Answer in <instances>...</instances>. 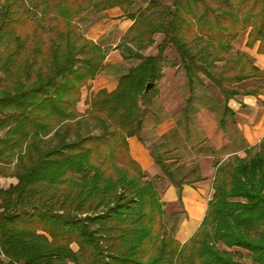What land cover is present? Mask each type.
I'll return each mask as SVG.
<instances>
[{"label":"trees","instance_id":"1","mask_svg":"<svg viewBox=\"0 0 264 264\" xmlns=\"http://www.w3.org/2000/svg\"><path fill=\"white\" fill-rule=\"evenodd\" d=\"M171 1L136 10L135 0H0V176L18 180L0 187V264H246L244 252L264 264V139L252 147L243 134L231 136L220 151L198 143V155L215 158L214 193L185 244L168 227L157 185L132 156L129 139L145 143L141 103L152 107L164 69L179 66L169 62L170 48L188 81L178 121L187 132L207 109L229 133L237 117L231 101L264 96L257 65L264 0ZM116 8L133 22L120 46L125 60L139 64L127 72L106 65L108 49L81 35L77 23L92 10ZM244 32L254 55L234 52ZM156 35L163 36L158 53L144 55ZM103 73L118 77V88L101 90L82 115L83 90ZM253 79L257 87L242 86ZM170 136L178 149L175 129L151 156L183 204L185 186L206 178L196 160L181 164L173 156Z\"/></svg>","mask_w":264,"mask_h":264},{"label":"rangeland","instance_id":"2","mask_svg":"<svg viewBox=\"0 0 264 264\" xmlns=\"http://www.w3.org/2000/svg\"><path fill=\"white\" fill-rule=\"evenodd\" d=\"M151 0H135L136 10L145 9ZM164 5H171V0H157ZM119 9V8H116ZM110 11V10H109ZM120 16L114 13L97 12L95 10L90 11L84 18L78 20L77 23L80 27L79 33L88 39L103 43L108 49L107 58L105 64L114 67L115 69L127 72L132 67L139 64L137 61H127L124 58L125 49L122 44L123 38L126 36L128 30L133 25V22L127 19L124 12L119 9ZM155 44L149 49L143 51L146 56L156 55L158 53V46L163 40L162 35H156ZM248 40V33L241 34L239 39L234 43V52H249L255 54L254 51L249 50L246 47ZM120 46V47H119ZM137 49V48H136ZM167 58L169 62H177L178 67H166L164 69V77L157 84L155 92L150 94V97L154 99L153 106L148 107L146 103H141L145 110V130L143 132L144 146L150 152L154 144H162L165 142L162 137L165 134L177 129L180 132V143L177 150L176 142L171 139L170 149L173 150V156L177 158L181 164L188 163L192 160H196L202 167L203 176L206 178L203 184L199 183L195 185L196 189L201 188L205 192L213 194V181L215 175V168L213 162L215 158L200 156L197 153L198 143L210 146L213 149L220 151L230 143L231 136L237 138L238 141L241 138V134H244L242 127H250L254 129L258 126L264 129V98H252L246 101L245 98L239 97L236 100L231 101V107L236 111V123L230 122L229 133H224L218 125L216 116L207 109H202L197 115V122L190 127L189 132L187 128L178 127V121L182 117L183 109L186 106V101L189 97L188 81L183 67L180 65V59L177 52L170 48L167 51ZM257 65L264 69V60H257ZM103 76L108 80H112L109 84L103 83L101 78L99 82H91L88 87L83 90L81 102L78 105V110L82 115H86L90 105V100L97 95L100 90L111 91L115 87V83L119 81L118 77L100 74L98 77ZM98 77L96 79H98ZM207 86L210 89L211 94L215 95L219 100H223L219 90L208 80H206ZM260 81L253 79L250 82L244 83L242 86L255 88ZM264 85V83L261 82ZM105 86H107L105 88ZM105 88V89H103ZM264 97V96H263ZM1 118V117H0ZM97 132H94L96 134ZM5 131L0 132V138H3ZM232 140V139H231ZM263 141V140H262ZM240 144V143H239ZM260 145V144H258ZM257 145V146H258ZM137 152V156H140ZM243 155V153H240ZM218 160L225 161L228 156L223 157L220 154L217 157ZM16 162L7 167L8 174L13 173ZM148 179L153 181L161 195L162 201L165 203V210L168 215V227L170 229L177 228L178 233L183 224L188 223L190 215L202 214L204 207L194 201L185 200L183 204L179 202L178 198L175 201H169L170 199L168 190L171 184L163 175V173L153 174V172L145 171ZM18 180L12 177L0 176V187L8 189L12 184H17ZM199 186V187H198ZM177 194V191H176ZM209 196V197H210ZM167 200V201H166ZM1 203V202H0ZM174 214H177V219H171ZM177 233V237H178ZM194 235V234H193ZM75 250L78 249L76 245H73ZM222 249L223 246H221ZM243 262L246 264H253L248 253L244 252Z\"/></svg>","mask_w":264,"mask_h":264},{"label":"crops","instance_id":"3","mask_svg":"<svg viewBox=\"0 0 264 264\" xmlns=\"http://www.w3.org/2000/svg\"><path fill=\"white\" fill-rule=\"evenodd\" d=\"M108 13H114L118 16L121 15L119 12V9H112V10L108 11ZM101 78H104V79H101ZM99 79H101L103 83L108 82V84L112 81V80H108L106 77L100 76V77H98V79H96L95 83H97V81L99 82ZM118 85H119V81H117V83H115V86H114L115 88L113 90H111L110 92L115 91L118 88ZM106 87L107 86H105V88ZM105 88H103V89H105ZM252 98H254V97H246L245 100L249 101ZM262 98H264V97H262ZM242 131L244 132L245 137H246L249 145L252 147L260 144L262 142V140L264 139V129L260 126L254 128V129H251L248 126L242 127ZM129 144H130L132 156L134 157L135 160H137L142 165V167L144 168L145 171L151 170L153 172V174L154 173L155 174L161 173L160 168L155 164L150 152L138 140L137 137L130 138ZM137 152H139V154H141V155L137 156ZM201 184H203V183H201ZM195 187L196 186H185L183 196H184L185 200L194 201L196 203L201 204L204 207V212L202 214L190 215V219H189L188 223L186 222V224L182 225V228L180 229V231L178 233V237H177V239L182 244H185L193 236V234H195V232L198 230V228L202 224V222L205 218V215H206V211L208 209V204H209V202L213 196V194H211V196H210V192H205V191L201 190V188L196 189ZM176 191L177 190L173 186H171L169 188V190H168V194L170 197V199H168L169 201H175L176 198H178ZM213 192H214V190H213Z\"/></svg>","mask_w":264,"mask_h":264},{"label":"water","instance_id":"4","mask_svg":"<svg viewBox=\"0 0 264 264\" xmlns=\"http://www.w3.org/2000/svg\"><path fill=\"white\" fill-rule=\"evenodd\" d=\"M154 87V84H148L147 87H146V92L145 93H148L152 88Z\"/></svg>","mask_w":264,"mask_h":264}]
</instances>
